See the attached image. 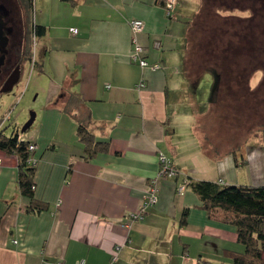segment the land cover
I'll list each match as a JSON object with an SVG mask.
<instances>
[{
	"label": "crops",
	"instance_id": "1",
	"mask_svg": "<svg viewBox=\"0 0 264 264\" xmlns=\"http://www.w3.org/2000/svg\"><path fill=\"white\" fill-rule=\"evenodd\" d=\"M161 2L42 0L35 8L44 30L30 61L50 83L28 139L30 194L18 185V156L0 148V264H106L116 246L113 264H230L227 251L242 250L233 225L209 216L189 184H176L264 183V141L202 145L196 125L205 110L184 69L188 20ZM131 18L141 20L138 30ZM132 37L157 66L129 58ZM63 87L79 101L67 106ZM84 116L106 141L89 158L75 132ZM158 152L175 175L158 173ZM151 177L156 200L135 216Z\"/></svg>",
	"mask_w": 264,
	"mask_h": 264
},
{
	"label": "rangeland",
	"instance_id": "2",
	"mask_svg": "<svg viewBox=\"0 0 264 264\" xmlns=\"http://www.w3.org/2000/svg\"><path fill=\"white\" fill-rule=\"evenodd\" d=\"M41 2L42 0H31L27 7L30 50L33 52V58L36 59L38 58L36 47L40 38L38 34L33 35L32 24L35 8ZM44 2L50 4V0ZM226 4L227 0H175L169 12L178 16L185 14L183 18L188 20L184 69L190 80L194 78L197 80L194 81V87L196 99L203 104L201 111L206 107L205 112L197 117L196 130L202 145L206 149L209 147L210 150L216 147L223 150L225 146H235L240 143L249 146L254 142L264 141V71L262 74L259 69V66L263 65L262 55L250 51L247 53L225 51L226 56H224L212 54L209 48L197 47V44L202 42L204 33H208V27L214 21L219 24L217 19H222L215 15H238L245 11L244 6L230 7ZM224 20L228 22L229 19ZM222 23L223 26L227 25L225 22ZM235 25L239 26V23L236 22ZM223 35L225 36V33ZM30 59L24 60L12 86L0 90V129L7 134L16 132L19 137L26 140L38 129L40 113L45 105L50 83L46 72L38 71L37 66L33 65ZM222 62H227L224 65L229 68L226 73L218 74L216 84V87H219L218 91L224 89L226 83L231 84V87L238 92L242 89V94L238 93L235 103L233 101L230 105H226L227 108L225 102H222V106L216 102H207L210 99L214 79L213 71L214 69L222 71ZM220 109H227L226 113L229 115L227 119L221 115L217 116ZM31 111L34 112L33 120L26 128L21 129Z\"/></svg>",
	"mask_w": 264,
	"mask_h": 264
},
{
	"label": "trees",
	"instance_id": "3",
	"mask_svg": "<svg viewBox=\"0 0 264 264\" xmlns=\"http://www.w3.org/2000/svg\"><path fill=\"white\" fill-rule=\"evenodd\" d=\"M26 3L28 6L31 0H26ZM43 30V25L32 24V31L35 34H41ZM225 53L219 52L218 54L226 56ZM222 63V71L215 69L213 71L217 73V76L214 73L209 101L216 102L221 106L222 102H225L227 108L226 105H230L233 101L235 103L236 96L238 93L242 94V89L238 92L237 89L231 87V84L226 83L224 89L221 88V91H218L219 87H216L218 74L226 73L229 68V66L224 65L227 62ZM35 65L38 67V63ZM194 80L196 79L194 78ZM60 96L67 106H72L79 101L74 92L68 90L67 87H63ZM226 112L227 109H220L217 116L220 117L219 115H221L227 119L229 115ZM75 132L81 143L84 158H89L96 150L105 148L106 141L96 139L90 130L88 116L77 117ZM28 143V140L18 137L16 132L7 134L0 129V148L12 151L18 156L20 167L18 185L21 191L30 194L33 164L27 160L30 156ZM185 184H189L191 189L196 192L201 205L209 216L233 225L236 240L242 244V250L227 251L230 256V264H264V258L261 256V251L264 250V232L260 227L262 220H264V183H220L215 180L200 178L185 181ZM198 264L222 263L200 260Z\"/></svg>",
	"mask_w": 264,
	"mask_h": 264
},
{
	"label": "flooded vegetation",
	"instance_id": "4",
	"mask_svg": "<svg viewBox=\"0 0 264 264\" xmlns=\"http://www.w3.org/2000/svg\"><path fill=\"white\" fill-rule=\"evenodd\" d=\"M226 5L244 6L245 11L238 15H215L222 19H217L219 24L214 21L208 27V33H204L197 47L209 48L212 54L225 51L259 53L263 63L259 69L263 74L264 0H227ZM27 7L26 0H0V90L9 79H17L24 60L31 56ZM222 22L227 25L223 26Z\"/></svg>",
	"mask_w": 264,
	"mask_h": 264
},
{
	"label": "built area",
	"instance_id": "5",
	"mask_svg": "<svg viewBox=\"0 0 264 264\" xmlns=\"http://www.w3.org/2000/svg\"><path fill=\"white\" fill-rule=\"evenodd\" d=\"M162 2V6L164 9V12L166 14H169L170 12V8L173 5L175 0H161ZM129 26L131 31H135L138 30L141 27V20L138 18H131L128 20ZM71 30L76 31V27L71 26L70 27ZM34 34V31H32ZM142 50V46L137 43L134 38H131V49L129 52V58L132 61H136L138 64L140 65H149L150 67H155L157 66V63L153 62V63H147L146 60L144 59V57L141 56L140 51ZM34 146L33 143H28V148L32 149ZM29 162H32V158L31 156L28 157L27 159ZM158 160H159V167H158V173L159 174H166V175H175L176 174V169L174 168V166L170 163L169 159L167 157H164V155H162L160 152H158ZM185 184V178L183 177V179L181 181H179L176 184V189L180 190ZM156 191H157V185L156 182L154 180L153 177L149 178L146 188L143 191L140 201H139V207L138 209L133 213V215L135 216H139L141 211L144 210V208L147 205H151L152 203H154V201L156 200ZM15 241V239H13ZM117 246L115 247L116 250ZM115 250L111 253L110 258L108 260V262L106 264H113L112 261L115 258L116 252ZM58 263H60V261H58ZM76 264H82V261H78Z\"/></svg>",
	"mask_w": 264,
	"mask_h": 264
},
{
	"label": "water",
	"instance_id": "6",
	"mask_svg": "<svg viewBox=\"0 0 264 264\" xmlns=\"http://www.w3.org/2000/svg\"><path fill=\"white\" fill-rule=\"evenodd\" d=\"M15 80H16V77L9 79L5 84H3V88L2 89L10 88L12 86V83ZM33 118H34V112L31 111L30 114H29V116H28V118H27V120L22 125L21 129L26 128L31 123V121L33 120Z\"/></svg>",
	"mask_w": 264,
	"mask_h": 264
}]
</instances>
